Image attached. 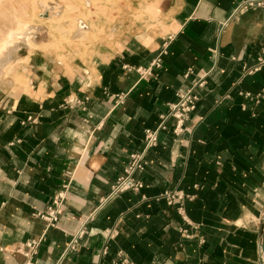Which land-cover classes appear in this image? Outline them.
<instances>
[{"label":"crops","instance_id":"0c3cea01","mask_svg":"<svg viewBox=\"0 0 264 264\" xmlns=\"http://www.w3.org/2000/svg\"><path fill=\"white\" fill-rule=\"evenodd\" d=\"M241 2L139 0L85 51L24 55L27 89L0 86V264L26 262L39 238L34 264H112L119 251L131 264H264V6ZM157 58L149 78L126 67ZM192 90L184 130L169 118L135 172L143 187L110 196L145 130ZM61 190L50 227L38 213Z\"/></svg>","mask_w":264,"mask_h":264},{"label":"rangeland","instance_id":"374dc122","mask_svg":"<svg viewBox=\"0 0 264 264\" xmlns=\"http://www.w3.org/2000/svg\"><path fill=\"white\" fill-rule=\"evenodd\" d=\"M138 2L139 0H0V42L7 39L3 29L6 32L5 28L9 27L17 30L15 40L20 41L15 62L6 67L4 72L7 75L4 73L1 76L0 86L12 85L19 90H26L29 82L27 74H21L17 78L12 70L20 63L29 65L30 58L24 55L39 52L51 54L54 51L66 54L68 50L75 48L85 51L90 42L99 40L101 34L107 33L106 31L115 32L120 15L123 12L128 16L132 15L133 7ZM56 10L59 14H56ZM135 16L143 17V13ZM81 19L86 21L82 30L78 24ZM20 30L22 31L19 32ZM19 56L22 61L18 59ZM61 58L68 59L67 55H62Z\"/></svg>","mask_w":264,"mask_h":264},{"label":"built area","instance_id":"2783aa9c","mask_svg":"<svg viewBox=\"0 0 264 264\" xmlns=\"http://www.w3.org/2000/svg\"><path fill=\"white\" fill-rule=\"evenodd\" d=\"M264 6V0H242L240 4V11H245L249 8ZM173 37L170 35L168 40L164 43V52H167L170 42ZM264 63V48L262 49V55L258 57V64ZM162 65L161 58H157L152 62L150 66H138L135 68L126 66L129 70L135 69L140 73L142 78H149L155 76L154 67H160ZM258 67V66H257ZM199 99V95L192 91L184 94H179V98L176 102L169 105V111L166 114H161L159 122L155 128H147L145 130L144 147L141 151H137L131 154L128 163L126 164L123 174L118 176L115 183L112 185L110 196H116L121 192L127 190H140L143 187V182L134 177L135 172L145 170L149 164L147 154L150 149L157 145L159 140V133L167 128V120L169 118H175L176 127L175 132L179 133L184 130L186 122L190 118V114L196 107V103ZM28 121H34L33 116H28ZM169 203L174 201L175 195H170ZM66 202V191L61 190L53 198L52 203L47 207L44 212H39L38 215L44 218L48 226L55 227L61 220L64 212V206ZM85 222H83L81 228L77 234L74 235L70 242V248H76L80 242V239L85 235ZM41 238L32 239L25 244V254L28 257L27 261L22 264H34L32 260L33 256L37 253ZM112 264H131L128 256L123 252L119 251L118 257L112 262Z\"/></svg>","mask_w":264,"mask_h":264},{"label":"bare ground","instance_id":"6f19581e","mask_svg":"<svg viewBox=\"0 0 264 264\" xmlns=\"http://www.w3.org/2000/svg\"><path fill=\"white\" fill-rule=\"evenodd\" d=\"M46 9V8H45ZM56 15V14H55ZM46 18V17H45ZM49 18V17H48ZM83 20L84 19H81V20H79V29H84V22H86L85 20H84V22H83ZM22 23V22H21ZM23 24V23H22ZM29 25V24H28ZM27 27V26H26ZM15 28V27H14ZM5 29H7L6 30V32L4 31V29H3V33H5V35L7 36V39H5V41H4V39H3V43H1L0 42V80L2 79V77L1 76H3L4 75V71H5V69H7L6 67H8V66H10V65H12V63H14L15 62V56L17 55V53H18V51H19V47H20V44H19V39H18V42L15 40L17 37V35L16 34H18V32H16L15 33V30L14 29H12V27H9V28H5ZM27 29V28H26ZM28 30V29H27ZM80 30V31H81ZM17 31V30H16ZM22 30H20L19 32H21ZM25 31V30H24ZM30 31V30H29ZM78 33V32H77ZM80 33V32H79ZM20 37V36H19ZM26 37V36H25ZM3 38H6V37H4L3 36ZM30 38V36L28 37V39ZM2 39V38H1ZM7 40V41H6ZM24 40V39H23ZM31 40V39H30ZM1 41V40H0ZM27 41V40H26ZM24 43V42H23ZM28 43V42H27ZM18 59L20 60V61H22V58H20V56L18 57ZM18 60V61H19ZM17 61V62H18ZM19 61V62H20ZM17 66V65H16ZM28 65H26L25 63H20L19 64V66H17V68L16 69H12V70H14V72H15V76L17 77H21V74L23 75V74H27V71H28ZM6 74V73H5ZM7 75V74H6ZM12 77V76H11ZM17 77V78H18ZM16 78V79H17ZM2 81V80H1ZM0 81V82H1ZM12 82H13V80H12ZM2 84V83H1ZM11 84H13V83H11ZM262 252H264V249L262 248Z\"/></svg>","mask_w":264,"mask_h":264},{"label":"water","instance_id":"95a60500","mask_svg":"<svg viewBox=\"0 0 264 264\" xmlns=\"http://www.w3.org/2000/svg\"><path fill=\"white\" fill-rule=\"evenodd\" d=\"M263 263H264V258H263Z\"/></svg>","mask_w":264,"mask_h":264}]
</instances>
